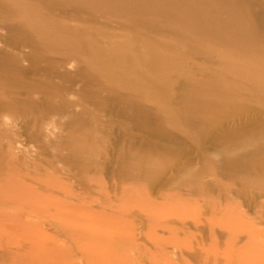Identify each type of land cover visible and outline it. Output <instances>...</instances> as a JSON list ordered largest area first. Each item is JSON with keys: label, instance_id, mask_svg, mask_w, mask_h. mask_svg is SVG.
Masks as SVG:
<instances>
[{"label": "rangeland", "instance_id": "obj_1", "mask_svg": "<svg viewBox=\"0 0 264 264\" xmlns=\"http://www.w3.org/2000/svg\"><path fill=\"white\" fill-rule=\"evenodd\" d=\"M0 264H264V0H0Z\"/></svg>", "mask_w": 264, "mask_h": 264}]
</instances>
